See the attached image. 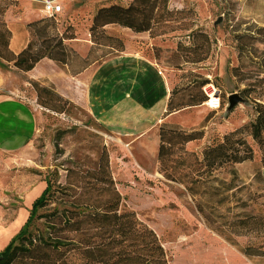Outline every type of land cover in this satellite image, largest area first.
Returning a JSON list of instances; mask_svg holds the SVG:
<instances>
[{
  "label": "trees",
  "instance_id": "1",
  "mask_svg": "<svg viewBox=\"0 0 264 264\" xmlns=\"http://www.w3.org/2000/svg\"><path fill=\"white\" fill-rule=\"evenodd\" d=\"M170 1L130 0L126 5L109 3L98 7L89 26L91 45L81 56L65 44L75 38L73 26L69 24L59 31L54 15L29 21L25 46L18 52L11 50L5 12L15 0H0V58L21 71H29L40 59L48 58L76 75L123 50L122 40L105 30L106 24L115 23L133 32H148L151 37L187 30V42L179 41L167 61L178 68L184 63L203 61L214 39L194 25L192 9L171 7ZM95 48L103 53L94 55ZM181 73L179 83L169 92L165 114L202 104L207 98L203 90L210 83L207 76L190 69ZM31 86L39 105L59 113L65 111V98L37 82L31 81ZM239 94L250 101L254 117L224 132L200 152L186 144L201 139L202 129L161 122L157 127V163L163 178L183 186L207 226L224 228L236 236H254L264 234V212L242 209L246 200L238 196L236 174L231 167L252 160L257 151L264 168V82L247 84ZM224 167H230L227 178L216 173ZM254 175L257 181L262 180L260 170ZM57 176V170L44 175L45 186L32 200L25 221L0 250V264H167L153 230L133 212L119 211L122 195L105 149L97 168H70L64 183H59ZM43 208L46 209L41 212ZM244 253L261 254L257 247Z\"/></svg>",
  "mask_w": 264,
  "mask_h": 264
},
{
  "label": "rangeland",
  "instance_id": "2",
  "mask_svg": "<svg viewBox=\"0 0 264 264\" xmlns=\"http://www.w3.org/2000/svg\"><path fill=\"white\" fill-rule=\"evenodd\" d=\"M60 2L62 11L53 16L58 30L62 32L70 24L78 31L79 38H83L87 20L91 22L101 4L126 5L129 0H76L79 10L75 19L72 9L67 6L70 0ZM176 2L192 9L194 25L214 39L208 57L194 66L201 67L198 71L201 75H208L220 96V107L211 110L204 104L180 115L187 126L202 129L201 139L205 137L206 145L218 141L224 132L254 117L250 101L240 96L239 89L259 80L264 82V0H174ZM16 4L17 0L13 5ZM72 18L77 27L73 25ZM218 18L220 21L215 22ZM188 32L174 31L182 36ZM68 41L65 44L73 48ZM102 53L103 50H93L94 55ZM53 63L57 69L70 75L65 67ZM181 72L177 76L183 74ZM19 86L24 88L22 78L16 87ZM232 94H235V100H231ZM18 98L39 117L30 133L29 126L19 115L23 110L21 104L10 98H0V140L4 142L25 136L30 139L22 150L0 161V250L25 221L32 200L45 186L44 175L47 172L57 170L58 182L64 183L66 171L70 168H97L101 152L105 149L112 176L122 195L119 211L133 212L140 222L153 230L163 247L167 264H264V234L236 236L224 228L207 226L183 186L155 174L151 163L143 165L137 146L130 143L128 137L121 140L111 137L104 141L106 137L99 126L80 127L82 133L79 134L80 121L69 109L66 107L59 113L39 105L32 86L19 93ZM76 125V133L68 136L69 127ZM56 129L66 141L74 138L65 144V147H72L74 153L57 155L53 147ZM27 131L29 134L25 135ZM229 168H221L216 173L227 178ZM231 168L236 174L234 184L239 187L238 196L246 200L242 209L264 212V168L259 164L258 152L255 151L252 160ZM258 170L262 175L260 181L254 177ZM211 221L217 222V219L211 218ZM247 245L257 247L261 254L244 253V250L252 248H246Z\"/></svg>",
  "mask_w": 264,
  "mask_h": 264
},
{
  "label": "crops",
  "instance_id": "3",
  "mask_svg": "<svg viewBox=\"0 0 264 264\" xmlns=\"http://www.w3.org/2000/svg\"><path fill=\"white\" fill-rule=\"evenodd\" d=\"M60 1L56 0L61 4ZM67 6L72 9L75 19L79 10L76 0H70ZM170 6L180 8L185 5L171 0ZM43 15L42 0H17L16 5L7 9L5 20L11 31L9 43L11 50L18 52L25 46L28 40L26 23ZM73 18L72 22H74ZM73 25L78 26L75 22ZM89 25L90 20H87L83 38H79L76 30L75 38L68 41L81 56L87 54L91 45ZM105 30L122 40L123 50L101 62L90 64L76 75H67L57 69L53 61L48 58L40 59L29 71H21L0 58V98H10L11 101L21 104L23 110L19 111V115L29 126L27 128H30L31 133L39 116L37 117V113L33 114L30 107L18 98L19 93L26 92L28 86H31V81L49 87L68 101L67 108L73 117L80 121V126L69 127L68 136L76 133L77 126L79 134L82 133L80 127L99 126L106 137L104 141L111 137L120 140L122 137H128L127 140L137 146L143 165L151 163L153 172L159 175L156 147L158 125L166 122L191 128L185 124L180 115L184 113L183 111L201 108L204 105L202 103L188 106L165 114L169 92L179 83L180 79L177 75L181 71L190 69L198 72L201 67L184 63L178 68L167 61L179 41L187 42L185 35H177L173 32L151 37L148 32H133L115 23L106 24ZM21 78L24 80V88L16 87L20 84ZM59 131V129L55 130L56 136L53 142L57 155L64 152L74 153L72 147H65L66 142L70 143L74 138L66 141L65 136L59 134ZM27 134L28 131L25 135ZM204 138L190 141L186 146L198 151L205 143ZM29 142L30 139L26 136L4 142L0 140V161H5L13 152L22 150Z\"/></svg>",
  "mask_w": 264,
  "mask_h": 264
},
{
  "label": "built area",
  "instance_id": "4",
  "mask_svg": "<svg viewBox=\"0 0 264 264\" xmlns=\"http://www.w3.org/2000/svg\"><path fill=\"white\" fill-rule=\"evenodd\" d=\"M42 11L45 15H55L62 11V5L56 0H42ZM203 90L207 96L203 102L209 109L217 110L220 107V96L211 83L203 86Z\"/></svg>",
  "mask_w": 264,
  "mask_h": 264
},
{
  "label": "water",
  "instance_id": "5",
  "mask_svg": "<svg viewBox=\"0 0 264 264\" xmlns=\"http://www.w3.org/2000/svg\"><path fill=\"white\" fill-rule=\"evenodd\" d=\"M219 21H220V18H218L215 22H219ZM231 100H235V94H232Z\"/></svg>",
  "mask_w": 264,
  "mask_h": 264
}]
</instances>
